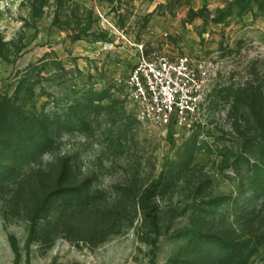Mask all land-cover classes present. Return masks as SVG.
Returning a JSON list of instances; mask_svg holds the SVG:
<instances>
[{
	"label": "rangeland",
	"instance_id": "rangeland-1",
	"mask_svg": "<svg viewBox=\"0 0 264 264\" xmlns=\"http://www.w3.org/2000/svg\"><path fill=\"white\" fill-rule=\"evenodd\" d=\"M138 46L191 58V130L127 98ZM259 147L264 0H0V264H264Z\"/></svg>",
	"mask_w": 264,
	"mask_h": 264
},
{
	"label": "built area",
	"instance_id": "built-area-1",
	"mask_svg": "<svg viewBox=\"0 0 264 264\" xmlns=\"http://www.w3.org/2000/svg\"><path fill=\"white\" fill-rule=\"evenodd\" d=\"M124 80L127 98L143 120L162 128L191 130L199 121L204 80L186 55H147L142 46Z\"/></svg>",
	"mask_w": 264,
	"mask_h": 264
},
{
	"label": "trees",
	"instance_id": "trees-1",
	"mask_svg": "<svg viewBox=\"0 0 264 264\" xmlns=\"http://www.w3.org/2000/svg\"><path fill=\"white\" fill-rule=\"evenodd\" d=\"M238 7H241V10H243V6H238ZM229 10H230V13H231V11H233V6L232 5H229ZM233 13V12H232ZM261 128V127H260ZM257 140H258V138H257ZM257 143H258V145H259V141H257ZM258 149V151L262 154V155H264V150H263V148H257ZM166 182L168 183V180H166ZM167 184H165V186H166ZM154 187L155 186H153L152 188H150V192H149V195L147 194V198L150 196V194H151V196H154L155 195V192H154ZM156 188H157V185H156ZM155 188V189H156ZM144 203H145V201H144ZM145 204H143L142 205V207L144 206ZM144 209H146V205L144 206ZM197 232H195V230H193V229H185V230H183L182 232H178L177 234H180V235H184V236H186V237H188L189 235H191V234H196ZM222 242V241H221ZM224 250H225V252L227 253V254H229L231 257H234L235 255H236V253L237 252H240V248L239 247H237L236 245H234V244H232V243H229V242H224L223 244H222V246H221Z\"/></svg>",
	"mask_w": 264,
	"mask_h": 264
}]
</instances>
